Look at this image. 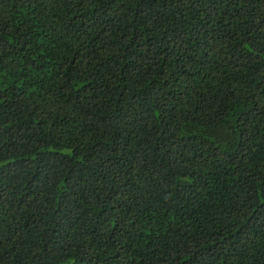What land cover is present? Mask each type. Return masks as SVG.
Masks as SVG:
<instances>
[{"label":"trees","instance_id":"1","mask_svg":"<svg viewBox=\"0 0 264 264\" xmlns=\"http://www.w3.org/2000/svg\"><path fill=\"white\" fill-rule=\"evenodd\" d=\"M0 264H264V0H0Z\"/></svg>","mask_w":264,"mask_h":264}]
</instances>
